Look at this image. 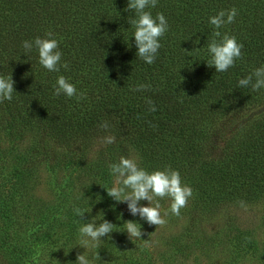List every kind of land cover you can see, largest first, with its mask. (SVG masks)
Returning <instances> with one entry per match:
<instances>
[{
	"label": "trees",
	"instance_id": "trees-1",
	"mask_svg": "<svg viewBox=\"0 0 264 264\" xmlns=\"http://www.w3.org/2000/svg\"><path fill=\"white\" fill-rule=\"evenodd\" d=\"M127 4L0 0V76L15 82L13 99L0 102V259L6 264H35L24 252L37 256L79 246V228L94 219L108 220L114 229L130 218L127 204L106 190L114 183L109 165L121 156L135 158L149 172L178 170L182 184L193 189L180 216L170 217L185 221L180 234L167 237L176 252L187 250L186 229L189 233L231 207L264 206V88L238 86L264 66V0H158L146 10L154 18L163 13L169 28L152 64L137 57L128 22L134 11H125ZM233 7L234 23L220 31L243 44L242 58L216 72L207 65L215 30L209 18ZM48 32L68 69L48 71L35 48L24 54L23 41L49 38ZM60 75L85 93L84 99L54 96ZM137 84L151 88L132 91ZM104 122L107 129L100 127ZM107 137L115 141L106 143ZM41 170L51 202L33 195L42 184ZM230 232L235 242L251 239L249 229ZM150 235L151 230L146 238Z\"/></svg>",
	"mask_w": 264,
	"mask_h": 264
},
{
	"label": "clouds",
	"instance_id": "clouds-1",
	"mask_svg": "<svg viewBox=\"0 0 264 264\" xmlns=\"http://www.w3.org/2000/svg\"><path fill=\"white\" fill-rule=\"evenodd\" d=\"M157 3L158 0H128L125 9L130 13L134 11V16L129 15L128 22L134 29L133 37L135 38L137 57L147 64L155 62L158 50L162 46L160 38L165 35L169 28L163 13H157L154 18L151 12L146 10L150 7H156ZM237 14L238 10L233 7L227 11L221 10L209 18V24L214 26L215 30L213 38L207 44V51L210 55L207 65L209 67L214 66L216 72H226L234 66L237 59L242 58L243 44L238 43L235 36L220 31L225 25L234 23ZM46 35L49 38L37 36L34 41H23L24 54L28 55L35 48L38 52L40 65L48 71L59 72L61 66L68 69L67 62L62 65L60 63L62 52L58 50V41L50 38L53 33L48 32ZM14 83L12 76L9 78L0 76V102L13 99ZM238 86H251L253 91L264 88V66L254 69L247 77L240 79ZM53 87V95L57 97L61 95L68 98L75 97L78 102L85 97V93H78L75 85L63 75L57 78ZM150 88V84H137L132 88V91L141 92ZM145 102L149 105V111L155 112L157 110L150 98H146ZM100 127L107 129V122L101 124ZM114 141L115 137L105 139V142L109 144ZM109 168L114 177V183L111 188H106L108 196L117 202H125L133 216L139 215L149 225L158 227L166 223L157 198H168L170 200V213L180 216L181 209L187 206L189 198L193 196V189L182 184L179 171L173 170L171 167L149 172L139 167L135 158L121 156L119 162L110 164ZM142 200H147L148 205H141L139 202ZM74 213L83 217L85 212L80 208H75ZM78 231L81 237L79 245L87 250L90 247H97V242L102 237L113 232V223L108 220H103L98 226L94 222L86 223ZM124 231L128 233L131 240L142 237L141 225L138 226L135 221L125 222ZM75 262L76 264H91L84 253L78 254Z\"/></svg>",
	"mask_w": 264,
	"mask_h": 264
},
{
	"label": "rangeland",
	"instance_id": "rangeland-1",
	"mask_svg": "<svg viewBox=\"0 0 264 264\" xmlns=\"http://www.w3.org/2000/svg\"><path fill=\"white\" fill-rule=\"evenodd\" d=\"M45 173L44 170L40 171L39 174L42 176L40 175L39 180L42 184L33 190V195L45 202H51L52 197ZM6 186H10V184L6 183ZM141 202L144 203L143 205L149 203L147 200ZM159 204L161 214L166 220L162 226L149 225L139 215L133 216L129 212L131 219L126 217L120 219L121 222L114 225L117 227H114L113 232L102 237L95 248L90 247L86 250L79 245L62 250L54 247L53 252H38L37 256L29 252H24V254L26 257L29 256L28 259L31 262L35 261V264H76L77 255L83 253L91 264H148L149 261L152 264H264L263 205L238 209L231 207L225 214H220L211 222L193 226L189 233H187L189 230L186 229L183 243L187 250L176 252L173 245L167 242V237L175 233L180 234L185 226V221L182 217L170 221L172 216L169 211L170 204L168 202ZM110 213H112L111 209ZM228 216H231L233 220H228ZM103 220L95 221L94 219L93 222L98 226ZM129 220L137 222L138 226L141 225L142 237L134 240L129 239L128 233L124 231L125 222ZM238 226L249 229L251 239L247 242H235V239L232 238L233 232L230 231L235 230V227ZM41 230L39 228V232H35L37 238H39ZM149 230H151V235L146 238ZM17 236L23 237L20 234ZM22 244L21 246H23ZM250 245L255 246V250H252V247L249 248ZM67 256L73 257L75 261L67 263ZM0 264L6 263L0 259Z\"/></svg>",
	"mask_w": 264,
	"mask_h": 264
}]
</instances>
